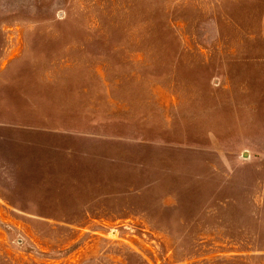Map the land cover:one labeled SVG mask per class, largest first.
<instances>
[{"label": "rangeland", "instance_id": "374dc122", "mask_svg": "<svg viewBox=\"0 0 264 264\" xmlns=\"http://www.w3.org/2000/svg\"><path fill=\"white\" fill-rule=\"evenodd\" d=\"M262 9L0 0V264H264Z\"/></svg>", "mask_w": 264, "mask_h": 264}, {"label": "crops", "instance_id": "0c3cea01", "mask_svg": "<svg viewBox=\"0 0 264 264\" xmlns=\"http://www.w3.org/2000/svg\"><path fill=\"white\" fill-rule=\"evenodd\" d=\"M258 1V0H256ZM259 26H260V30L262 31V33L264 34V0H263V9L261 11V17L259 20ZM261 42L260 41H256V47L257 48H261ZM260 49H258L257 51H259Z\"/></svg>", "mask_w": 264, "mask_h": 264}]
</instances>
